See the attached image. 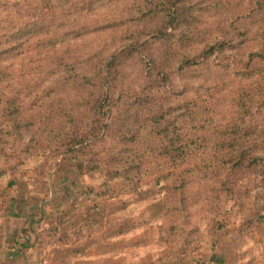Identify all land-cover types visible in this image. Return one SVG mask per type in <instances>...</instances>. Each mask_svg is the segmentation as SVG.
<instances>
[{
  "label": "trees",
  "instance_id": "obj_1",
  "mask_svg": "<svg viewBox=\"0 0 264 264\" xmlns=\"http://www.w3.org/2000/svg\"><path fill=\"white\" fill-rule=\"evenodd\" d=\"M60 1L65 7L57 10L53 20L32 24L11 37L0 36V63L4 55L14 52L17 57L24 45L57 50L60 44L70 46L91 32L107 33L116 48L107 55L105 46L96 51L86 47V54L75 53L68 63L55 55L54 69L33 74L39 77L36 84L17 83L13 77L15 87L4 88L9 78L0 73V132L4 125L12 127L16 139L13 152L5 154L6 164L48 152L64 158L109 139L120 146L118 151L107 159L97 160V155L90 160L92 168L86 174L103 181V187L121 179L139 189L140 178L132 171L145 163L132 157L140 142L150 143L157 158L170 160L175 171H181L162 179L168 183L162 216L168 224L164 228L168 254L163 263L185 264L176 259V237L180 224L190 221L192 185L204 184L207 195L201 192V198H206L210 211H217L219 202L239 200L241 195L264 201V193L254 195L257 188L241 185L264 182V0ZM96 16H102L100 23L86 25V18ZM8 40H16L11 51L4 48ZM130 63L137 66L132 81L138 84L125 108L114 115L116 102L122 99L120 95L115 100V93L125 85ZM82 65L85 69L77 70ZM175 68H200L209 71L211 78L193 83L184 93L193 96L174 102L164 99L167 91L157 86ZM26 84L27 95L23 94L26 88L9 92ZM3 90L8 93L1 95ZM42 97L44 103L39 105ZM40 107L45 110L38 112ZM27 108L32 114L25 120ZM87 115L92 121L82 123ZM3 141L0 147L9 143ZM197 153L206 154L203 163L195 162ZM195 173L193 183L189 177ZM103 196L118 197L114 190ZM257 202L252 204L250 223ZM69 213L73 211L59 221ZM96 222L85 217L79 225Z\"/></svg>",
  "mask_w": 264,
  "mask_h": 264
},
{
  "label": "rangeland",
  "instance_id": "obj_2",
  "mask_svg": "<svg viewBox=\"0 0 264 264\" xmlns=\"http://www.w3.org/2000/svg\"><path fill=\"white\" fill-rule=\"evenodd\" d=\"M72 1L79 3L82 0ZM64 7L65 3L60 0H0V36L11 37L19 31L24 32L31 28L32 24L44 25L57 16L59 8ZM101 17H89L84 22L90 26L95 22L100 23ZM112 39L113 37L109 41L110 37L107 33L91 32L70 46L69 42L60 44L62 46L57 50L48 49L45 45L33 48L31 44V49L30 45H24L17 57L14 52L11 55L13 57H7V55L2 57L0 73L9 78V83L4 85V88L5 86L15 87L13 77L18 80L17 83H38L39 77L33 74L40 69H54L56 65L52 57L55 55L59 58L62 55L63 61L68 63L75 53L76 55L86 54V47L96 51L105 46L107 50L105 54H111L116 48ZM15 42L16 40H8L4 48L11 51ZM128 67L126 83L124 81L125 85L119 87L115 93V100L120 95L122 99L116 102L114 115L125 108L128 97L138 84V81H132L138 75L137 66L130 63ZM84 69L85 65L77 68V70ZM168 72L166 80L157 87L167 91L165 95H162L164 99L174 102L193 96L184 94L193 83L202 82L204 78H211L209 71L200 68L190 71L175 68ZM28 86L26 84L9 92L14 94L26 88L23 94L27 95L30 92ZM4 93L8 92L3 90L1 95ZM39 96H42L41 91ZM43 97L38 100L39 105L44 103ZM177 97L178 100L175 101ZM42 110H45V107L37 109L38 112ZM31 114L32 109L27 108L24 119L26 120ZM87 119L88 115L85 118L86 121L82 123L88 124L92 121ZM1 130L0 140L9 142L6 146L0 147L1 198L4 193L12 189L10 182L21 184L20 182L27 181V184L35 186L50 179L58 181L57 184L63 181L72 188L74 193L71 207L67 209V212L72 210L73 213H69L68 217L64 216L61 222L59 219L63 215L58 218L46 234L47 239L42 241L43 246L51 249L56 245L60 238L59 228H63L68 229L70 233L66 242L70 246L69 253L72 256L80 254L81 258H91L92 264H164L163 260L168 254V236L164 232L167 223L162 216L168 183L162 179L164 175L181 171L176 172L170 160L157 158L150 143L140 142L138 151L133 153L132 157L134 162L145 163L141 169L132 171L140 178L139 189L129 187L132 184L121 179H118L116 184L108 183L103 187V181L92 179L91 174L87 175L86 172L88 168H92L90 160L97 155V160L98 158L107 159L118 151L120 146L112 140L108 139L96 147L76 151L64 158L55 157L48 152L47 155L36 159L6 164L5 154L13 152V143L14 140L16 141L15 132L12 127L5 125ZM22 133H26L25 129ZM23 144L25 143H21L20 146ZM30 152L33 153V149ZM197 156L195 162L198 164L206 160L204 153H197ZM189 178L194 183L197 174ZM59 185L58 189L61 191V186L64 184ZM241 185L249 189L257 188L254 195L259 192L264 193V182H257L256 185L246 182ZM201 186L204 184L197 182L189 188L190 221L180 224L182 230L176 237L179 242L176 259L184 261L185 264H211L212 261H220V264H264V201L257 202L255 198L252 200L249 196L241 195L239 200L229 198L225 202H219V209L215 206L214 209L218 210L210 211L205 206L206 198H201V192L207 195L205 187ZM108 190L110 192L114 190L118 197L110 199L103 196ZM84 194H88V197ZM255 202H257V214L250 223L248 218L253 214L251 210ZM85 217L97 220L96 224L81 227L79 224ZM179 217L180 215H176V220Z\"/></svg>",
  "mask_w": 264,
  "mask_h": 264
},
{
  "label": "crops",
  "instance_id": "obj_3",
  "mask_svg": "<svg viewBox=\"0 0 264 264\" xmlns=\"http://www.w3.org/2000/svg\"><path fill=\"white\" fill-rule=\"evenodd\" d=\"M20 183L23 184L10 182L12 189L0 197V264H41L42 241L47 239L50 227L71 207L74 193L63 181L61 191L60 183L51 179L35 186L27 181ZM59 229L60 238L51 247L49 264H92L91 258L69 253L70 246L66 243L69 230Z\"/></svg>",
  "mask_w": 264,
  "mask_h": 264
},
{
  "label": "built area",
  "instance_id": "obj_4",
  "mask_svg": "<svg viewBox=\"0 0 264 264\" xmlns=\"http://www.w3.org/2000/svg\"><path fill=\"white\" fill-rule=\"evenodd\" d=\"M53 238H54V235H53ZM50 260H51V249H50V247L43 246L41 249L40 263L41 264H49Z\"/></svg>",
  "mask_w": 264,
  "mask_h": 264
}]
</instances>
